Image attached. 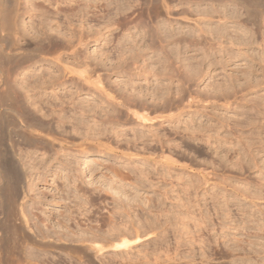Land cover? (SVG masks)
I'll return each mask as SVG.
<instances>
[{
	"label": "rangeland",
	"instance_id": "obj_1",
	"mask_svg": "<svg viewBox=\"0 0 264 264\" xmlns=\"http://www.w3.org/2000/svg\"><path fill=\"white\" fill-rule=\"evenodd\" d=\"M2 17L21 178L0 164V220L12 202L22 246L0 228V264H81L125 193L140 239L82 264H264V0H0Z\"/></svg>",
	"mask_w": 264,
	"mask_h": 264
},
{
	"label": "bare ground",
	"instance_id": "obj_2",
	"mask_svg": "<svg viewBox=\"0 0 264 264\" xmlns=\"http://www.w3.org/2000/svg\"><path fill=\"white\" fill-rule=\"evenodd\" d=\"M71 11V10H70ZM72 11H73V9H72ZM77 12V11H76ZM75 12V13H76ZM67 13V12H66ZM71 14V13H70ZM69 15V14H68ZM72 15V14H71ZM84 16V15H83ZM3 17H4V15H3ZM0 18V29L1 30H5V25H7L6 23H5V20H4V18ZM67 17V16H66ZM6 18V17H5ZM68 18V17H67ZM70 19V18H69ZM89 20V19H88ZM69 22V21H68ZM71 23V22H70ZM112 23V22H111ZM59 24V23H58ZM67 24H69V23H67ZM83 24V23H82ZM60 25V24H59ZM69 26V25H68ZM71 28H72V26H70ZM83 27V26H82ZM67 28V27H66ZM68 32V31H67ZM81 32H82V30H81ZM18 33V32H17ZM60 33V32H59ZM15 34V33H14ZM70 34V33H69ZM63 36H65L64 34H63ZM74 36V35H73ZM82 36V35H81ZM16 37V36H15ZM70 36H68V38H69ZM72 37V36H71ZM79 37V36H78ZM78 37H77V39H78ZM66 38V37H65ZM82 38V37H81ZM79 39H80V37H79ZM68 41V40H67ZM70 41V40H69ZM72 41V40H71ZM75 41V40H74ZM83 41V40H82ZM79 42H81L80 40H79ZM66 44V43H65ZM68 44V43H67ZM72 44V43H71ZM75 44V43H74ZM76 45V44H75ZM68 46V45H67ZM21 47V46H20ZM35 47V46H34ZM65 47V46H64ZM73 47V46H72ZM39 48V47H38ZM19 49H22V48H15V50L16 51H19ZM33 49V48H32ZM62 49V48H61ZM14 50V49H13ZM34 50H37V49H34ZM33 50V51H34ZM39 50H41V49H39ZM21 51V50H20ZM28 51V50H27ZM31 51V50H30ZM32 51V52H33ZM43 51V50H42ZM42 51L40 52V53H42ZM74 51H76V50H74ZM29 52V51H28ZM31 52V53H32ZM20 54V53H19ZM18 54V55H19ZM62 55V54H61ZM121 55H123V53H121ZM57 57H58V55H57ZM78 57V56H77ZM60 58V57H59ZM58 59V58H57ZM62 59V58H61ZM81 59V58H80ZM87 59V58H86ZM85 59V60H86ZM90 59V58H89ZM164 59V58H163ZM63 60V59H62ZM124 60V59H123ZM160 60V59H159ZM167 60V59H166ZM87 61V60H86ZM85 61V63H86V66H87V63L88 62H86ZM169 61V60H168ZM70 62V61H69ZM83 62V61H82ZM101 62V61H100ZM84 63V62H83ZM164 63V62H163ZM166 64V63H165ZM83 65V64H82ZM168 65V64H167ZM69 66V65H68ZM162 66V65H161ZM168 67V66H167ZM70 68V67H69ZM164 68V67H163ZM71 69V68H70ZM167 69V68H166ZM10 70V69H9ZM74 70H76V71H78L77 69H75L74 68ZM74 70H72V71H74ZM85 70H86V68H85ZM87 71V70H86ZM82 72V71H81ZM162 72H164V71H162ZM10 73V72H9ZM85 73V72H84ZM83 73V74H84ZM164 74V73H163ZM82 74H80V76H81ZM12 76V75H11ZM82 76H85V75H82ZM87 76V75H86ZM85 76V77H86ZM89 78V77H88ZM91 78V77H90ZM86 80V79H85ZM87 80H89V79H87ZM170 83V82H169ZM49 84V83H48ZM9 85H10V79H9V76H0V88H1V90L3 89V90H7L8 88H9ZM171 85V84H170ZM179 85V84H178ZM159 86V85H158ZM167 87H169L168 85H166ZM165 87V86H164ZM169 89V88H168ZM104 90V89H103ZM107 90V89H106ZM157 90V89H156ZM155 90V91H156ZM162 90V89H161ZM183 90V89H182ZM5 91H3V92H5ZM8 91V90H7ZM105 91V90H104ZM109 91V90H108ZM168 91V90H167ZM171 91V90H170ZM106 92V91H105ZM143 92V91H142ZM149 92V91H148ZM148 92H147V94H148ZM151 92V91H150ZM183 92V91H182ZM109 93V92H108ZM155 93V92H154ZM165 93V92H164ZM134 94V92H132V95ZM181 94V93H180ZM131 95V96H132ZM151 95H152V92H151ZM156 95V94H155ZM110 96H112V95H110ZM130 96V97H131ZM148 96H149V94H148ZM164 96H166V95H164ZM113 97V96H112ZM115 97H117V96H114V98ZM141 97V96H140ZM156 97V96H155ZM163 97V96H162ZM165 98V97H164ZM116 99H118V97L116 98ZM144 99V98H143ZM120 103H122V102H120ZM124 104H125V102H123ZM130 110H132L133 108H129ZM135 109V108H134ZM133 109V110H134ZM164 111V110H163ZM133 113L135 114V115H137V111H136V109L133 111ZM138 113H140V112H138ZM22 115V114H21ZM23 116V115H22ZM137 116H139V115H137ZM141 117H144L145 118V114L143 115V116H141ZM144 118H142V119H144ZM147 119V118H146ZM152 119V118H151ZM32 120V119H31ZM33 120H34V118H33ZM25 122H27V120L25 121L24 120V123ZM33 122L34 121H31L30 123H25V125L26 126H33V129H34V126H37L38 125V127H39V125H41V122H40V124H35V125H31V123L33 124ZM43 123V122H42ZM0 125H2V123L0 124ZM23 125V124H22ZM2 126H4V125H2ZM29 128V127H28ZM40 128H41V126H40ZM40 128H38V130L40 129ZM42 128L43 129H46V128H44L43 126H42ZM41 128V129H42ZM48 128V127H47ZM74 128H76V127H74ZM2 129V128H1ZM5 129V128H4ZM27 128H25V130H26ZM31 129V128H30ZM36 129H37V127H36ZM42 129V130H43ZM21 130V129H20ZM23 130V129H22ZM28 130V129H27ZM26 130V131H27ZM76 130H77V128H76ZM2 131V137H1V139H0V161H1V165H2V163H3V165H5L6 167L8 166L10 169H11V172L9 171L8 173H14L15 174V177H16V179L17 180H19L20 178H19V176H21V175H18L19 174V172L18 171H20V170H16V169H18L19 167H20V165H15V163L17 162V160L15 159V156H14V154H13V152L15 151V153H16V148H15V146L17 145V143H16V145H15V142H14V139L12 140H10L9 139V133H7L5 130H1ZM0 131V132H1ZM3 131H5L6 133H4ZM25 131V132H26ZM30 131V130H29ZM41 131V130H40ZM45 131H47L48 132V129L47 130H45ZM44 131V132H45ZM20 132V131H19ZM23 132V131H22ZM28 132V131H27ZM31 132V131H30ZM42 132V131H41ZM78 132H80V131H78ZM29 133V132H28ZM32 133V132H31ZM30 133V134H31ZM50 133V132H49ZM48 133V134H49ZM88 133V132H87ZM23 134H24V132H23ZM26 134V133H25ZM86 134V133H85ZM1 135V134H0ZM22 135V134H21ZM32 135V134H31ZM52 135V134H51ZM38 136V135H37ZM46 136V135H45ZM84 136V135H83ZM88 136V135H87ZM87 136H85L86 138H87ZM22 137V136H21ZM24 137H26V136H24ZM42 137V136H41ZM44 137V136H43ZM84 137V138H85ZM136 137V136H135ZM28 138V137H27ZM30 138V137H29ZM34 138V137H33ZM37 138V137H36ZM44 138H46V137H44ZM58 138V137H57ZM90 138H92V137H90ZM89 138V139H90ZM138 138V137H137ZM38 139H40V138H38ZM42 139V138H41ZM41 139H40V143H43V140H42V142H41ZM88 139V138H87ZM131 139V138H130ZM30 140V139H29ZM32 140V139H31ZM37 140V139H36ZM36 140H34V141H36ZM49 140V139H48ZM129 139H127V141H128ZM24 141V140H23ZM23 141L21 140V142L23 143ZM26 141V140H25ZM33 141V140H32ZM33 141V142H34ZM37 141H39V140H37ZM37 141L36 142H34V144L35 143H37ZM45 141H46V139H45ZM51 140H49L48 142H50ZM53 141V140H52ZM17 142H19V141H17ZM39 143V144H40ZM26 144V143H25ZM45 144V143H44ZM46 144H47V142H46ZM45 144V145H46ZM30 145H31V143H30ZM37 146H38V144H36ZM83 145V144H82ZM81 145V146H82ZM102 145V144H101ZM43 146V145H42ZM17 147H20V146H18L17 145ZM52 147V146H51ZM15 148V149H14ZM21 148V147H20ZM49 148V147H48ZM18 149V148H17ZM85 149V148H84ZM20 151V150H19ZM18 151V152H19ZM17 154V153H16ZM19 156V155H18ZM163 158H165L166 160H168V161H171V162H173V163H175V162H177L175 159H173V158H171L170 156H167V155H163L162 156ZM15 160H16V162H15ZM5 163V164H4ZM19 163V162H18ZM17 166H18V168H17ZM7 167V168H8ZM126 167H127V165H126ZM125 167V168H126ZM2 168H5L4 166L2 167ZM114 168V167H113ZM120 168V167H119ZM118 168V169H119ZM128 168V167H127ZM6 169V168H5ZM10 169H8V170H10ZM20 169V168H19ZM118 169H116V170H113V171H115V175H118V174H120L118 171H121L120 169L118 170ZM122 169V168H121ZM12 170H13V172H12ZM6 171V170H5ZM7 172V171H6ZM123 172V171H122ZM127 172H128V170H127ZM135 172V171H134ZM129 173V172H128ZM140 175H141V177H140V179H146L147 177H148V172L145 170V169H142L140 172ZM14 174L12 175L13 176V179L15 180V178H14ZM125 174H126V171H125ZM125 174H123L124 176H125ZM135 174V173H134ZM128 175V174H127ZM144 175V176H143ZM11 175H10V177H12ZM124 176H122V177H124ZM129 176V175H128ZM133 176V175H132ZM120 177V176H119ZM130 177H131V175H130ZM146 177V178H145ZM133 178H134V176H133ZM136 178V177H135ZM12 180V179H11ZM10 180V181H11ZM24 181V179H21V181ZM123 180V179H122ZM9 182V181H8ZM18 182V181H17ZM16 181L14 182V184H12V187L15 185V183H17ZM16 186V185H15ZM151 186V185H150ZM10 187H11V182H10ZM9 187V188H10ZM11 187V188H12ZM18 187V186H17ZM17 187H14L13 189L14 190H16V188ZM153 187V186H152ZM26 188V187H25ZM13 189H9L10 190V192L12 191L13 192ZM11 192V194L13 195V193ZM14 192H16V191H14ZM17 193V192H16ZM16 193H14V194H16ZM125 193V192H124ZM20 194V193H19ZM19 194H16V195H19ZM16 195H13L14 197H16ZM137 196H138V194H137ZM11 196L9 195V198H10ZM14 197H12V198H14ZM18 197V196H17ZM11 198V199H12ZM135 198H136V195L135 196H131V195H128V194H126L125 193V200H119L120 202H119V204H121L120 205V210H122V216H124V215H126L128 218H126L125 217V220H124V218L122 217V221L120 222V221H116V220H114V219H107L108 220V222L109 223H107L106 221L107 220H105V222L107 223V229H105V231H103L104 233L103 234H101V237H96V238H99V239H95V235L93 236V238L95 239V240H91L90 241V237L89 238H86L87 237V235L86 234H81V237H80V239H77V236H76V239L78 240V241H80V242H82V243H84V242H87V241H90V243H92L91 244V246H89V245H86V244H78V245H76L77 247H75L74 249L75 250H72V251H75V252H77V254L79 253H82V254H84V255H86L87 257H85L84 255L82 256V254L78 257L79 259H80V261H81V264H82V262L84 263V259L83 260H81V258H88V256H89V254H88V252H87V249L88 248H93V249H95L97 252H100V253H103V249H106V248H117V250H115L114 252L117 254V253H119V251H118V248L120 249V252H122V250L124 249V248H128V249H130L131 248V244H132V242H134L135 240H133V238L134 239H140V235H139V230H141L140 228H141V226H140V228H138L139 227V225L140 224H138L137 226L138 227H136L135 225V220H133V218H134V216H133V218H131L132 216H131V212L133 211V210H135L134 208V205H135V203L134 202H136V201H134L135 200ZM138 198V197H137ZM136 198V199H137ZM148 198V197H147ZM11 199H9V200H11ZM149 200H150V198H148ZM16 200V199H15ZM15 200H12L13 202L15 201ZM140 199H138L137 201H139ZM147 200V199H146ZM148 200V203H147V201H146V203L147 204H149L150 203V201ZM16 202V201H15ZM15 202H14V205H15ZM18 202V201H17ZM140 202V201H139ZM143 202H144V200H143ZM11 203V204H10ZM10 203H8V201L6 202V206L4 207V215L5 216H3L2 218H3V220H2V218H1V220H0V228H3V232H5L6 233V236H8L7 235V233L9 234V237H6V238H11L12 237V244L14 243V242H18V241H20V239L19 238H21L22 237V235H21V227L22 226H20L21 224H17L16 222H13V221H15L16 219H14L13 217L15 216H12L13 215V213H14V209L12 208V202H10ZM138 203V202H137ZM136 203V204H137ZM145 203V204H146ZM7 204H10V206L9 205H7ZM18 204V203H17ZM16 204V205H17ZM138 204H140V203H138ZM143 204V206H144V203H142ZM85 205V204H84ZM141 205V204H140ZM9 206V207H8ZM18 206V205H17ZM15 208H16V206H15ZM145 208V207H144ZM144 208H142L143 210H144ZM145 209H147L148 211L150 210V206H148L147 208H145ZM147 211V212H148ZM117 212V211H116ZM119 212V211H118ZM117 212V213H118ZM120 213V212H119ZM148 214V213H147ZM120 215V214H119ZM5 217V218H4ZM110 217H112V216H110ZM144 217H145V215H144ZM107 218V217H106ZM111 220H113V221H111ZM141 220V219H140ZM149 220V219H148ZM104 221V220H103ZM139 221V220H138ZM149 221H151V220H149ZM148 221V222H149ZM22 223V222H21ZM138 223V222H137ZM142 224V223H141ZM144 224V223H143ZM99 226V225H98ZM97 226V227H98ZM101 226H102V224H101ZM150 226V225H149ZM144 227V226H143ZM25 228V227H24ZM97 229H99V228H97ZM148 229V228H147ZM150 229V228H149ZM100 230V229H99ZM102 230V229H101ZM104 230V229H103ZM98 231V230H97ZM142 231V230H141ZM96 232V231H95ZM148 232H149V230H148ZM1 233V232H0ZM18 233H19V235H18ZM96 233H98V232H96ZM99 233H101V231L99 232ZM142 233V232H141ZM143 233H144V231H143ZM146 233V232H145ZM11 235V236H10ZM21 235V236H20ZM142 235V234H141ZM89 236V235H88ZM25 237V236H24ZM130 237H132V239L130 238ZM5 238V239H6ZM72 238V237H71ZM74 238V237H73ZM1 239V238H0ZM5 239H4V241H5ZM66 239V238H65ZM100 239H102V240H100ZM3 240V239H2ZM11 240V239H10ZM67 240H68V238H67ZM71 240V239H70ZM73 240H75V239H73ZM9 241V240H8ZM105 241V242H104ZM7 242V241H6ZM24 241L22 240V243H23ZM19 244H20V246H22L21 245V243L20 242H18ZM46 243H48V242H46ZM56 244V243H55ZM5 245H6V243H5ZM4 245V246H5ZM8 245V244H7ZM15 244H13V246H14ZM72 245V244H71ZM17 246V244L15 245V247ZM20 246H18V247H20ZM73 247H74V245H73ZM16 249V248H15ZM19 250V249H18ZM20 251V250H19ZM102 251V252H101ZM5 252V251H4ZM7 252H8V250H7ZM11 252V251H10ZM17 252V251H16ZM74 252V253H75ZM90 252V251H89ZM96 252V253H97ZM12 253V252H11ZM15 253V252H14ZM8 254V253H7ZM6 254V255H7ZM20 254V253H19ZM76 254V253H75ZM76 254V255H77ZM88 254V255H87ZM5 255V256H6ZM4 256V258L3 259H1L5 264H8V261L9 260H7V257H5ZM12 256V255H11ZM91 257H92V254L90 255ZM89 256V257H90ZM96 256V255H95ZM90 257V258H91ZM93 257H94V255H93ZM101 257H102V255H101ZM89 258V259H90ZM96 258V257H95ZM75 259V258H74ZM85 259V260H86ZM102 258H100V260H101ZM105 259V258H104ZM78 260V259H77ZM91 260V259H90ZM106 260V259H105ZM89 261V260H88ZM87 261V262H88ZM77 262V261H76ZM92 264H102V263H100V261H99V263L96 261V259L94 260V259H92ZM90 262V263H91ZM101 262H103L104 263V261H101ZM113 262V261H112ZM224 262V261H223ZM223 262H221V263H223ZM89 263V262H88ZM220 263V264H221ZM76 264V263H75ZM85 264H87L86 263V261H85ZM104 264H106V262L104 263ZM115 264V263H114ZM117 264V263H116ZM224 264H228V263H225L224 262Z\"/></svg>",
	"mask_w": 264,
	"mask_h": 264
}]
</instances>
